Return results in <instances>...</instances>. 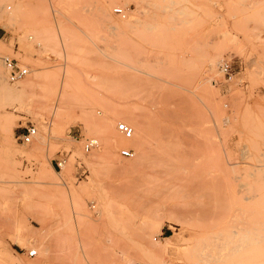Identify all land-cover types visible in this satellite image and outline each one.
Returning a JSON list of instances; mask_svg holds the SVG:
<instances>
[{"label": "rangeland", "instance_id": "rangeland-1", "mask_svg": "<svg viewBox=\"0 0 264 264\" xmlns=\"http://www.w3.org/2000/svg\"><path fill=\"white\" fill-rule=\"evenodd\" d=\"M0 19V264H264V0H0ZM132 114L141 148L113 145Z\"/></svg>", "mask_w": 264, "mask_h": 264}, {"label": "built area", "instance_id": "built-area-1", "mask_svg": "<svg viewBox=\"0 0 264 264\" xmlns=\"http://www.w3.org/2000/svg\"><path fill=\"white\" fill-rule=\"evenodd\" d=\"M115 13L118 15H124L122 10H116ZM3 65L7 72V79L10 83H15L21 81L29 74L28 66L21 64L19 61L15 59H10L8 57L2 58ZM219 72L222 74L225 82H230L235 75L232 64L223 60L219 64ZM116 130L125 138H131L133 131L130 126L125 123H118L116 125ZM36 135V128L33 125H30L24 128V131L17 136V140H19L22 144H30L32 138ZM99 143L96 139H86L83 145L84 153H90L91 151L97 149ZM119 155L122 158H132L133 151L131 149H121L119 151ZM67 162V154L61 153L58 156V159L55 160V168L61 170L62 167ZM29 258H33L36 256L35 251H30L27 253Z\"/></svg>", "mask_w": 264, "mask_h": 264}, {"label": "bare ground", "instance_id": "bare-ground-1", "mask_svg": "<svg viewBox=\"0 0 264 264\" xmlns=\"http://www.w3.org/2000/svg\"><path fill=\"white\" fill-rule=\"evenodd\" d=\"M116 10H122L124 15L123 16L122 15H118L117 13H115ZM113 13H115L118 16H120L122 19L126 18V12L123 9H114L113 10ZM0 23H1V19H0ZM29 39H31V38H29ZM0 79L1 80H5L4 75H3V72L1 70H0ZM24 90H25V87L23 85H17L16 87H12L9 92H10L11 95L12 94L14 95L13 96L14 99H18V95L21 94ZM22 105H23V103H22ZM132 115H131L130 119L128 118L129 121L128 120L127 121L132 126L131 129L134 132V134H132L131 138H125L124 137L125 139H122V138H120V137L117 136V138L116 139L114 138L113 141H112V144L113 145L118 146V147H133L136 150L141 148L142 139L140 140L138 138V133H139L140 130L141 131H143V130L141 129L142 127H140V125L138 123V117H139V115H135V116L134 115L132 116ZM15 125H16V121H14L12 118H7L3 122V127L9 133L12 132V128ZM137 162H139V160ZM71 163H72V161L66 167H63L64 168V173H66L67 175L70 174V166H71L70 164ZM137 164L139 165L140 163H137ZM12 165H14V164H12ZM12 165L10 166L11 168H10L9 171H12V169L15 171L16 168L15 167L13 168ZM51 172H53L54 174H56V172L53 171V170H51ZM145 172H146L145 173V176L147 178H159V177L165 178V177H170L171 176L170 175L171 172H169V170L167 169V166L164 165V164H161V163L159 165H157V166L154 165V166H151L150 168H147V170ZM47 173H48V169L47 168H42L40 170L39 179L43 182V184H47L48 186L49 185H53L54 184L53 181H55V180L52 179V178H49ZM13 179L14 180H12L11 183H17L18 182L16 180V178H13ZM50 191H51V189H50ZM56 194H60V193H57V191H53V192H50L49 193V196L56 195ZM19 237H20V235H19ZM33 251L36 252V250H33ZM2 264H12V262H10L8 260H4V262Z\"/></svg>", "mask_w": 264, "mask_h": 264}, {"label": "crops", "instance_id": "crops-1", "mask_svg": "<svg viewBox=\"0 0 264 264\" xmlns=\"http://www.w3.org/2000/svg\"><path fill=\"white\" fill-rule=\"evenodd\" d=\"M0 34H1V33H0ZM168 248H169V247H167V249H166V250H168Z\"/></svg>", "mask_w": 264, "mask_h": 264}]
</instances>
